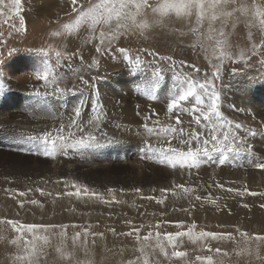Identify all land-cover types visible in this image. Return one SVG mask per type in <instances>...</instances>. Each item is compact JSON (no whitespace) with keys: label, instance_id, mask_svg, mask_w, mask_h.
<instances>
[{"label":"rangeland","instance_id":"374dc122","mask_svg":"<svg viewBox=\"0 0 264 264\" xmlns=\"http://www.w3.org/2000/svg\"><path fill=\"white\" fill-rule=\"evenodd\" d=\"M96 2L98 0H76L75 4L72 0H21V12L18 15H13L10 10L11 0H5L8 7L0 6L3 7L4 13L0 15V264L205 263L196 260V257H208L213 264H264V239H255L256 236L264 237V226L261 231L250 230L252 225L250 220L252 222L254 219H251L252 214L248 215L247 212L259 206L258 202H261L262 196L257 187L245 182L250 175L247 171L250 169L249 164L243 165L244 168L239 166L237 170L240 172L237 173L232 172L235 168L232 163H227L229 167H218L220 165L213 159L208 161L211 162L209 168L213 170L205 172L204 178L198 175L195 182L185 184L173 179L170 174L176 171L167 165L153 170L158 163L149 164L143 168V172L138 170L137 166L145 155L142 149H139L141 151L136 152L137 155H133L131 158H135L130 161L121 160L118 154L116 157L108 156L101 159L97 154L91 156L89 153L83 156L76 155L77 158L71 154L52 159L30 153L27 155L25 150L13 145L24 140L32 143L31 137H39L40 133L48 131L44 127L46 128L45 124L49 123V119L52 122L49 123L52 125L49 127L53 132L61 124L66 126L73 115L72 107L77 103L73 92L76 97L83 92V120L94 118L96 115L88 116L86 111L93 109L89 108V93L95 91L97 86L100 87L96 94V100L99 101L96 105L97 114L100 116L97 124L99 123L101 129V135L97 134L98 140L106 138L108 132L112 134V129L116 125L124 126L120 121L113 120L118 117V113L111 110L113 108L104 106L102 102L105 99L104 101L110 100L112 103L114 101L117 103L118 100L126 103L121 100L120 91L129 89L136 92L153 79L151 68L146 73L143 71L136 75L130 73V62L137 58L164 70L165 78L159 87L161 93L173 86L170 79L173 66L178 75L192 73L203 77L215 71L213 64H220V75L224 85L233 83L232 80L235 83L241 76L244 78L239 79L246 83L245 99L249 98L251 92L250 98H253L246 106L248 109L264 103V30L259 27L258 19L254 25L252 18L249 17L253 0H217L214 9L205 6L206 16L199 23L195 15L177 17L173 14L159 17L151 8L142 9L136 14V21L146 22L150 27L141 30L129 22L127 32L122 30V34L107 49V54L96 52L99 45V29L95 34L85 27L71 35L63 31V25L72 22L79 10L86 9ZM149 3L155 4L156 0H149ZM255 3L259 7H264V0H255ZM73 8L77 11L74 12ZM220 33L224 36L221 37ZM217 39L224 41V50L230 57L224 59L222 64L216 58L219 53L214 54L213 46ZM48 50L51 51L48 57H45L43 53ZM56 51L62 52L64 56L57 58ZM241 54L244 59H238ZM44 59L48 60L52 75L59 79L60 86L72 91H66L61 95L53 91L52 84L45 87L43 81L38 83L35 70L43 65ZM181 62H184V66ZM69 65L71 67H68ZM195 68H199L198 74L195 73ZM97 73L99 77L92 81L91 78ZM81 77L90 81L91 88L80 82ZM217 84L220 82L217 81ZM235 85L237 86V83ZM103 87L105 90H102ZM100 91L102 93L107 91L110 96L104 97ZM231 91L232 89L224 88L226 97L224 96L222 100V109L224 108L222 112L230 116L228 118L225 116L226 119L235 121L242 116V112H235L228 106L232 103L239 106ZM122 96L128 98V95ZM136 102L137 106L134 107L136 111L153 103L152 107L157 106L156 101H150L146 97L142 99L140 97ZM54 105H58L60 111L66 113L63 122L61 120L58 122V118L54 117ZM225 107L228 114L227 111L224 112ZM160 108L162 111V107ZM161 111L156 110L162 117L164 113ZM138 116L125 130L140 129L147 134L144 126L147 122H143L142 115ZM258 117L261 118L259 115ZM161 119L166 118L163 116ZM188 119L190 117L186 116V124ZM147 126L152 125L147 123ZM34 131L40 132L36 135ZM5 140H9V143H4ZM99 143L97 145L99 148L110 149L109 143L107 146H101ZM120 143V141L114 143V146L116 145L114 150L131 148L127 142H123L122 145ZM133 161L134 166L130 163ZM202 165L200 169L206 168ZM215 168L223 170L217 169L219 171L217 173L214 171ZM161 173L170 179L159 176ZM73 183L80 186L79 196L66 194L76 192L72 187ZM218 184L222 187H217ZM176 185H183L194 191L185 194ZM202 185L208 188L207 192L201 191ZM84 187L89 189L88 194H84ZM109 188L115 190L112 195L108 194ZM229 188L235 191L229 192L227 190ZM135 189H140V192H136ZM161 189L168 191L162 193ZM92 192L98 193L102 199L93 196ZM144 192L154 197L148 210L141 206ZM248 192L257 195H248ZM197 196L201 199L197 200ZM234 198L239 200L241 219L248 215L244 222L238 223L234 220L237 222L231 223V220L225 218L203 229L193 220H167L173 211L190 217L195 216L203 212L208 204L216 206L218 212L230 217L232 214L226 213L222 203L231 200L233 202ZM157 199H163V203H157ZM33 200L36 203H32ZM4 204L9 208L8 215L1 212ZM145 212L154 214L158 219L143 224L141 220ZM64 215L74 216V220L70 217L66 220H56L57 217ZM25 217L29 220H25ZM177 224H181L182 227H177ZM192 224L196 225L194 233L191 237L178 238L175 249L163 241L164 233L187 231ZM134 229H139L141 238H137ZM150 232L152 237L148 240L143 239ZM157 232L161 233L163 251L160 242L155 238ZM211 233L221 236L210 238ZM217 249L220 251L217 252ZM174 250L183 251L186 256L172 257Z\"/></svg>","mask_w":264,"mask_h":264},{"label":"snow or ice","instance_id":"6c2138e0","mask_svg":"<svg viewBox=\"0 0 264 264\" xmlns=\"http://www.w3.org/2000/svg\"><path fill=\"white\" fill-rule=\"evenodd\" d=\"M72 3L75 4L76 0H72ZM216 3L217 0H156L155 4H150L149 0H98V2L90 4L86 9L79 10L72 22L63 25V31L71 35L78 32L81 27H85L95 34L99 29V45L96 47V52L107 54V49L122 34V30L123 32H127L129 22L135 28L141 30L150 27L146 22L137 23L136 21V14L142 9L151 8L152 12L159 17H168L173 14L177 17H191L195 15L199 23L206 16L205 6L207 5L208 8L214 9ZM0 6L8 7L5 0H0ZM3 7H0V15L4 14ZM10 10L13 15H18L21 12V0H11ZM73 11L77 10L73 8ZM249 17L252 18L254 25L256 19H258L259 27L261 30H264V7L257 6L255 0L252 2ZM212 19H215V15L212 16ZM59 34L53 33V35ZM220 36L223 37V33H220ZM255 47L254 45L253 48L255 49ZM213 49L214 54L216 52L219 53L216 58L221 64L224 59L230 58L224 50V41L222 39L216 40ZM49 51L51 50L45 51L43 55L48 57ZM55 56L61 58L64 54L56 51ZM238 59H244L243 54ZM181 65L184 66V62H181ZM187 67L194 68L192 65H187ZM212 67L215 71L199 77L192 73L178 75L173 66L170 76L173 86L169 88L163 97H158L157 89L165 78L164 70L151 65L147 61L142 62L139 58L130 62L129 71L133 75L139 74L141 71L146 73L151 68V77L153 79H150L140 91L148 100L156 101L160 99L166 104L165 120H161L159 112L151 110L150 114L143 116V122H149L152 125L148 127L147 123H145L146 131L160 147L153 149L150 140L142 151L147 149L154 151V154H158V163L160 165H167L170 169H176L177 167L181 170L198 169L206 161H212L214 154L219 153L220 156L216 158L215 162L217 165L222 166L227 158L225 153L239 152L242 148L247 150L248 137L257 134L244 123L225 118L222 112V100L226 95L224 88L233 89L236 88V85L231 83L224 85L223 78L220 75V64H213ZM194 70L195 73H199V68H195ZM233 75H235V72ZM35 76L38 81L44 82L45 87L52 84L55 93L63 95L66 91H72L60 86L59 79L52 75L47 59L43 61L42 67L35 70ZM98 77L99 73L92 77L91 80L95 81ZM217 81L220 82L219 85ZM80 82L86 87L91 88L90 81L84 80L81 77ZM236 90L238 91L239 88H236ZM98 91L99 89L97 88L95 91H90L89 93L90 106L93 109L99 103L96 100ZM73 96L77 99V103L72 108L73 115L70 116L68 124L66 126L61 124L54 132L46 131L39 137H31L30 139L34 142V151H31L30 154L55 159L57 155L67 156L69 150L74 153H82V149L94 148L98 145L97 134L101 132L100 126L97 124V121L100 119L99 114L94 118L83 120V92H80L78 97L73 92ZM228 106L235 112L248 111V109L238 107L235 103ZM186 116L190 117L187 120V126H185ZM142 158L150 159L151 157L146 155ZM254 167L264 170V162H256ZM72 187L76 189V192H68L66 194L69 196H79L81 194L80 186L73 183ZM176 187L181 188L185 194L194 191V189L184 187L183 185H176ZM217 187H222V185L218 184ZM37 190L40 191L39 189ZM227 190L229 192L235 191L231 188ZM114 191V189L109 188L108 194L112 195ZM135 191L140 192V189H135ZM167 191V189H161L162 193H167ZM83 192L84 194H88L89 189L84 187ZM19 194L24 195V193ZM91 194L102 199L96 192H92ZM248 195L254 196L257 193L248 192ZM143 198L148 200L154 199L152 196ZM196 199L200 200L201 197L197 196ZM113 201L115 202V197H113ZM32 203H36V201L33 200ZM157 203H163V199H157ZM212 203H215V201H212ZM176 226L182 227L181 224H177ZM157 227H159V224H157ZM195 227L196 225L192 224L187 231L164 233L162 239L167 242L168 246L175 249L178 238L184 236L191 237ZM134 231L137 238H141L139 229H134ZM130 234L128 233V235ZM218 236H221V234H209L210 238H217ZM151 237L152 233L150 232L143 239L148 240ZM155 238L160 242L163 251L164 245L161 242V233L157 232ZM255 239H264V237L256 236ZM207 250L211 251L210 249ZM219 251L217 249V252ZM165 254L167 255V253ZM171 255L175 258H181L185 257L186 253L174 250ZM196 260L204 261L205 264H213L212 260L208 257H196Z\"/></svg>","mask_w":264,"mask_h":264},{"label":"bare ground","instance_id":"6f19581e","mask_svg":"<svg viewBox=\"0 0 264 264\" xmlns=\"http://www.w3.org/2000/svg\"><path fill=\"white\" fill-rule=\"evenodd\" d=\"M57 3V2H56ZM60 4H62V3H60ZM26 8V7H25ZM28 8V7H27ZM64 8V7H63ZM54 9V8H53ZM24 10V9H23ZM26 10V9H25ZM29 10V9H28ZM35 10V9H34ZM39 11H41V10H39ZM55 11V10H54ZM63 13H64V11H63ZM62 13V14H63ZM27 14V13H26ZM37 13H35V15H36ZM39 16V15H38ZM33 18V17H32ZM38 18V17H37ZM30 20V19H29ZM35 21V20H34ZM75 40V39H74ZM84 46V45H83ZM86 48V47H85ZM91 54V53H90ZM180 56V55H179ZM43 59V58H42ZM45 60V59H44ZM52 61V60H51ZM76 62V61H75ZM55 63V62H54ZM57 63V62H56ZM42 67V66H41ZM69 67V66H68ZM177 68V67H176ZM56 74V73H55ZM69 74V73H68ZM35 77V76H34ZM87 77H88V75H87ZM26 78V77H25ZM239 78H243L242 76L241 77H239ZM239 78H237L236 80V82L234 83V80H232L233 81V83H234V85L237 83V86H236V88H239V90L237 91L236 90V88H233L232 89V93L231 94H233L234 95V99H236V102L239 104V106L238 107H241V108H245V109H248L246 106L249 104V103H251L252 101H253V98H250V97H252V96H250L251 94H252V92H251V94L249 95V98L248 99H245L246 97H247V93H246V91H247V87H245V85H246V83L245 82H241L240 81V79ZM65 80V79H64ZM243 80H244V78H243ZM146 81V80H145ZM148 81V80H147ZM231 81V82H232ZM26 82V81H25ZM24 82V83H25ZM38 83H39V81H38ZM65 83V82H64ZM233 83H231V84H233ZM224 84V83H223ZM239 84V85H238ZM250 84V83H249ZM124 85V84H123ZM144 85V84H143ZM228 85V84H227ZM248 85V84H247ZM101 86V85H100ZM167 86V85H166ZM170 86V85H169ZM144 87V86H143ZM171 87V86H170ZM97 88H98V86H97ZM100 88V87H99ZM98 88V89H99ZM123 88V87H122ZM127 88H128V86H127ZM131 89V88H130ZM133 89V88H132ZM159 87H158V89H157V96L158 97H163L168 91H165V92H159ZM255 89V88H254ZM100 90V89H99ZM102 90H105L104 89V87H103V89ZM124 91H120V93L122 94V95H128L127 97L128 98H126V97H123L122 95H120V97H121V100L122 101H125L126 103H122L120 100H118V102L116 103L115 101H114V103H112L110 100H106V101H104L103 100V104H104V106L105 105H107L109 108L111 107V108H113V109H111V110H113V111H116L117 113H118V117H116V119H113V120H118V122L120 121V123H122V124H124V126H115L114 127V129H112V134H110L108 131V134L109 135H106V138H108V139H106V138H103L102 140H101V142H100V140H98V143L101 145V146H104V145H106L107 143H109L110 145V149L108 148V147H104V148H99L98 146L97 147H94V148H84V149H82V153H74V152H72L71 150H69V154L67 155V156H69V155H71V154H73V155H77V156H83L84 154H87V153H89L91 156H93L94 154H97V157H100L101 159H103V158H106V157H108V156H111V158L112 157H116V155L118 154L119 155V157L118 158H121V160H124V161H130L132 158V156L133 155H137L136 154V152L137 153H139V151H141V150H139V149H145V145H146V143L148 142V141H150L151 140V143H152V146H153V149H155V148H158V147H160V145L159 144H157L156 143V141L154 140V139H152V137L151 136H147L146 137V135L148 134V132H147V134L146 133H144V132H142L140 129H137V128H134V129H137V130H133V129H129V130H125L126 129V127H130V123H134V121H135V119L137 118V117H139L138 116V113H140V115H142V116H144V115H148V114H150V110L151 111H156L157 109H160V111H161V108L160 107H162V111L161 112H163V113H165L166 112V104L165 103H163L160 99H158V100H156V107H152L153 105H154V103L153 102H151V103H153V105L151 104V105H148V107L147 106H145L144 104H146V100L144 101V104H143V106H145V108L144 109H141L140 111H136L135 109H134V107H136L137 105H136V101L138 100V98H140L141 97V99L142 98H145V96L141 93V91H140V89H138L136 92L135 91H131V90H129L128 89V91H125V89H123ZM135 90V89H134ZM230 90V89H229ZM112 91V90H111ZM225 91H226V89H225ZM228 91V90H227ZM101 92V91H100ZM107 91H104L103 93L101 92L100 94H104V97H107V96H110V91L108 92L109 94H107L106 93ZM116 92H118V91H114V93H116ZM114 93H113V95H114ZM98 95H99V93H98ZM115 96H117V94H115ZM99 97V96H98ZM100 97H102V96H100ZM226 97V96H225ZM228 97H230V96H228ZM103 98V97H102ZM114 98V97H113ZM108 99V98H107ZM102 100V99H101ZM112 100V99H111ZM115 100V99H114ZM228 100H230L229 98H228ZM141 101V100H140ZM58 103V102H57ZM256 103V102H255ZM101 104V103H100ZM103 104H102V106H103ZM126 104V105H125ZM229 104V103H228ZM142 105V104H141ZM70 106V105H69ZM68 106V107H69ZM150 106V107H149ZM160 106V107H159ZM67 107V106H66ZM73 108V107H72ZM89 108H91V106H90V104H89ZM88 108V109H89ZM105 108V107H104ZM103 108V109H104ZM154 108V109H153ZM228 108V107H227ZM153 109V110H152ZM224 109V108H223ZM222 109V110H223ZM54 111H55V116L54 117H57L58 118V122L61 120V122H63V118H64V116L66 115V113H64V112H61L60 111V108L58 107V105H54ZM69 111V110H68ZM227 110H226V107H225V111L224 112H226ZM72 112V111H71ZM87 112V115L88 116H93V115H97V112H98V110H97V108H95V109H91V110H87L86 111ZM111 112V111H110ZM42 113V112H41ZM67 113H70V112H67ZM241 113V112H240ZM250 113V114H249ZM72 114V113H71ZM99 114V113H98ZM110 114V113H109ZM111 114H114V113H112L111 112ZM110 114V115H111ZM227 114H228V111H227ZM56 115H58V116H56ZM258 115L261 117V118H259L258 117ZM42 115L40 114V117H41ZM52 117H53V115H51ZM68 116V115H67ZM70 116V115H69ZM137 116V117H136ZM163 116L165 117V115L163 114ZM162 116V117H163ZM224 116H226V115H224ZM66 117V116H65ZM114 117V116H113ZM161 117V118H162ZM227 118L228 117H230V116H226ZM43 118V117H42ZM57 118H56V120H57ZM68 118V117H67ZM90 118V117H89ZM93 118V117H92ZM111 120V119H110ZM162 120V119H161ZM44 121V120H43ZM142 121V120H141ZM235 121H237V122H242V123H244L247 127H249V128H251L254 132H256L257 134L255 135V136H249L248 137V149L247 150H245V149H241L239 152H232V153H225V156L227 157L226 158V160H225V165H222V166H218V167H229L230 165H228L227 163H229L230 162V164L232 163V166L234 167L235 166V168H233L234 170L232 171V172H237V173H239L240 171L239 170H237L238 168H239V166H241V167H243V165H245V164H249L248 165V167L250 168L249 170H247L248 171V173H250V175L249 176H247V179H246V183L247 184H249L250 186H252V187H257L258 189H259V191H261V193H262V196L260 197V200H261V202H258L259 204V206L257 207V208H255V209H253L252 211H247L248 212V215H250V214H252V218L251 219H254L252 222H251V220H250V225H251V223H252V225H251V227H250V230H260L261 231V229H262V227L264 226V170L262 171V170H260V169H257L256 167H254V164L256 163V162H264V134H262L264 131H263V129H264V103H261V104H259V106L257 105L256 107H253L252 109H248V111L247 112H242V116H240V118H238L237 120H235ZM111 122V121H110ZM117 122V121H116ZM136 122H137V120H136ZM135 122V123H136ZM49 123H52L51 122V119H49ZM49 123H46L45 125H46V128L44 127V129H48V131L49 132H53L52 130H51V128L49 127V126H52V125H49ZM106 123V122H105ZM115 123V122H114ZM132 123V124H133ZM137 123H139V122H137ZM136 123V124H137ZM147 123H149V122H147ZM99 124V123H98ZM100 124H102V123H100ZM55 125V124H54ZM145 125V124H144ZM187 125V124H186ZM29 126V125H28ZM31 126H32V124H31ZM37 126V125H36ZM57 126V125H56ZM103 126H106V125H103ZM109 126H110V124H109ZM137 126V125H136ZM139 126V125H138ZM141 126H143V125H141ZM33 127V126H32ZM39 127V126H38ZM41 127H43L42 126V124H41ZM123 127V128H122ZM144 127V126H143ZM31 128V127H30ZM35 128V127H34ZM2 129V128H1ZM4 129V128H3ZM107 129H108V127H107ZM106 129V130H107ZM110 129V128H109ZM146 129V128H145ZM32 130V129H31ZM30 130V131H31ZM9 131V130H8ZM25 131V130H24ZM45 131V130H44ZM43 131V132H44ZM47 131V130H46ZM45 131V132H46ZM15 132V131H14ZM35 132V131H34ZM40 132V131H39ZM39 132L38 133H36V135L37 134H39ZM105 132V131H104ZM106 133V132H105ZM105 133H104V135H105ZM5 134V133H4ZM7 134V133H6ZM14 134V133H13ZM20 134V133H19ZM27 134V133H26ZM41 135L43 134V133H40ZM107 134V133H106ZM146 134V135H145ZM24 135H25V133H24ZM100 135H101V133H100ZM262 135V136H261ZM12 137L14 136V135H11ZM21 136H22V133H21ZM12 137H11V140H12ZM15 137V136H14ZM24 137V136H23ZM37 137V136H36ZM151 138V139H150ZM16 139V138H15ZM22 139V138H21ZM9 141V140H8ZM7 140H5L4 141V143L6 142V144H8L9 142H8ZM16 141H18V140H16ZM118 142V141H120L121 143V145H122V143L123 142H127V143H129V145H131V148L130 149H127V148H125V149H123L122 151H119V150H114V147L116 146H114V143L115 142ZM1 143H3V142H1ZM33 143L34 142H32V143H30V142H27L26 140H24V142H22L21 141V143H19V144H13V142L11 143V144H13V145H16V146H18V147H20L21 149H23V150H25V152H27V155L31 152V151H34V148H33ZM107 146V145H106ZM123 148H124V145L122 146ZM120 149V148H119ZM144 153H145V155L144 156H149V157H151L150 159H146V158H143V160H141V163L139 164V166H137V169L138 170H142V172H143V168L144 167H146V166H148L149 164L151 165V164H156V163H158V160H157V158H158V154H154V151H152V150H145V151H143ZM141 153V152H140ZM152 153V154H151ZM141 155V154H140ZM77 156L75 157V158H77ZM95 156V155H94ZM144 156H142V157H144ZM219 156H220V154L219 153H216V154H214V160H216V158H219ZM56 157H58L57 159H59V158H63V155H57ZM110 158V159H111ZM135 158V157H134ZM133 158V159H134ZM86 159V158H85ZM84 159V160H85ZM95 159V158H94ZM113 159H115V158H113ZM132 159V160H133ZM98 161V160H97ZM116 161V160H115ZM139 162H140V160H138ZM213 161V160H212ZM108 162V161H107ZM137 162V161H136ZM138 162V163H139ZM131 163V165H135L134 164V161L133 162H130ZM144 164L143 166L141 165V164ZM147 163V164H146ZM210 163L211 162H208V161H206L202 166L203 167H206V168H198V169H191V170H189V169H183V170H181V169H179V170H177V168L175 169V173H172V174H170V175H172V177H173V179H175V180H177V181H181V182H184L185 184H188V183H191V182H195L196 180H197V177H198V175H201V176H203V178L205 177V172H210L211 170H213V169H211V168H209V167H211V166H209L210 165ZM120 164V163H119ZM252 165V166H251ZM131 167L132 169L134 168V167ZM160 166H162V165H160L159 163L153 168V170H155L156 168H158V167H160ZM214 167H216V166H214ZM244 168V167H243ZM247 168V167H246ZM135 169H136V167H135ZM217 169H220V170H223L222 168H215L214 169V171H216L217 173H219V171L217 170ZM242 170V169H241ZM145 171V170H144ZM244 171V170H243ZM245 172V171H244ZM154 176V175H153ZM159 176H163V177H167V180H169L170 179V177H168L167 175H165V174H160ZM141 177V176H140ZM154 177H156V176H154ZM142 178V177H141ZM126 187V186H125ZM201 191H205V192H207L208 191V188L206 187V186H201ZM143 197H147V196H150V194L149 193H145L144 192V194L142 195ZM141 196V197H142ZM141 200V199H140ZM140 202V201H139ZM152 200H148V199H145V198H143V200L141 201V206L142 207H144V209L146 210H148V208H150L151 207V205H152ZM239 202V200L238 199H236V198H234V201L232 202V200L231 201H228V202H226V203H222V205H223V208L225 209V211H226V213H231L232 215L230 216V217H227L224 213H220V212H218L217 211V207L216 206H213V205H206L205 207H204V211L203 212H200L199 214H197V215H195V216H192V217H190V216H188V215H185L184 213H178V212H172L171 213V215H170V217L167 219L168 221H172V220H176V221H183V220H185V221H188V220H193V221H195L199 226H200V228H206V227H211V224H217L219 221H222V220H225V218H227V219H229V220H231V223L232 222H237L238 221V223L239 222H244L245 221V219L246 218H248L247 216L248 215H244L243 216V220L241 219V216H240V210H239V206H238V203ZM1 205V204H0ZM238 206V207H237ZM261 207V208H260ZM177 208V207H176ZM176 210H178V209H176ZM179 211H181V210H179ZM1 212L4 214V215H8V213H9V208L8 207H6V205L4 204L3 206H2V209H1ZM142 213H143V211H142ZM176 216H180V218L179 219H177V217ZM219 216V217H218ZM70 217V219L71 220H74V216H66V215H64V216H60V217H57L56 218V220L57 221H61V220H66V219H68ZM223 217V218H222ZM246 217V218H245ZM176 218V219H175ZM25 220H29V218L28 217H25L24 218ZM157 220L158 218H156L155 217V215L154 214H152V213H149V212H145L144 213V215H142V220H141V222L143 223V224H145V222H147V223H151L152 221H154V220ZM250 219V218H249ZM234 220H237V221H234ZM128 222H129V220H127ZM127 221H125V223L127 222ZM248 223H249V220L247 221ZM146 223V224H147ZM247 223V224H248ZM241 224V223H240ZM140 226V225H139ZM254 227V228H253ZM97 244V243H96ZM217 247V246H216ZM229 248V247H228ZM95 249H97V247H95ZM225 249V248H224ZM103 252V251H102ZM147 253V252H146ZM145 253V254H146ZM241 259V258H240ZM202 264H205V263H202Z\"/></svg>","mask_w":264,"mask_h":264}]
</instances>
